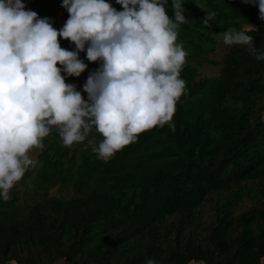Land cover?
I'll return each mask as SVG.
<instances>
[{"label": "trees", "instance_id": "16d2710c", "mask_svg": "<svg viewBox=\"0 0 264 264\" xmlns=\"http://www.w3.org/2000/svg\"><path fill=\"white\" fill-rule=\"evenodd\" d=\"M50 1L28 6L40 3L45 18ZM182 7L188 22L178 36L190 34L199 67L182 68L188 95L176 105L175 129L154 127L107 160L62 145L53 129L38 166L20 181L25 189L15 185L10 200L0 199V264H264V120L251 122L264 108V61L242 46H226L221 61L208 58L230 28L248 31L264 51V21L241 0ZM205 11L216 13L207 27ZM205 63L220 67L217 77L200 79ZM82 75L68 77L77 91ZM54 188L63 194L51 195ZM207 201L211 218L203 222Z\"/></svg>", "mask_w": 264, "mask_h": 264}, {"label": "clouds", "instance_id": "9594fccd", "mask_svg": "<svg viewBox=\"0 0 264 264\" xmlns=\"http://www.w3.org/2000/svg\"><path fill=\"white\" fill-rule=\"evenodd\" d=\"M168 2L116 0L123 9L117 11L106 0H63L68 19L57 30L22 0H0V199H11V190L35 166L31 150H42L53 129L66 147L95 130L102 139L93 150L101 160L154 127L175 129L176 105L188 95L180 75L188 52L177 42L188 19L183 0H171V17ZM241 2L258 7L264 21V0ZM205 12L207 27L216 13ZM221 35L225 46L246 47L264 61L248 31L230 28ZM58 38L75 50L62 48ZM85 51L89 62H99L83 85L87 100L65 82L87 69L79 58Z\"/></svg>", "mask_w": 264, "mask_h": 264}, {"label": "rangeland", "instance_id": "374dc122", "mask_svg": "<svg viewBox=\"0 0 264 264\" xmlns=\"http://www.w3.org/2000/svg\"><path fill=\"white\" fill-rule=\"evenodd\" d=\"M24 1H31V0H22V3H24ZM63 0H51L50 3L52 4L51 9L49 8V10H51L52 14L48 15L46 17H48L50 19V21L52 22V26L59 30L63 27V25L66 22V15L65 13L67 12L66 9H64L61 5H62ZM40 3H38L39 5ZM48 10V11H49ZM222 34V33H221ZM219 34L216 36V38L218 39L219 43H218V47H217V51L214 54H211L208 56V58L210 60H217V61H221L222 57L225 55V50H226V46L223 44V40H222V35ZM189 33H186L185 31H182L180 33V35L178 36V43H182L185 50L188 52V55L186 57V61L195 67H199L198 63L196 61H191L190 59V55H192L193 53L198 52L197 49L192 48L190 45H188V43H186V39L189 37ZM85 64H87V69L85 70V72L83 73L82 77L80 78V88L78 91L81 92L82 97L87 100V93L83 92V85L86 83L87 81V77L88 75L97 70L99 68V64L97 63H91L88 60L84 61ZM58 68L61 67V65H57ZM219 70L220 67L218 66H213L210 63H205L204 65H201L200 67V72L202 73L201 78L204 77H217L219 74ZM182 72V70H181ZM62 76H64L65 74L62 72L61 73ZM65 82L67 84H70L71 81L68 77L65 78ZM262 120H264V108L261 109L260 111H258V116H255L254 119H251L252 123H257V122H261ZM93 134H95V142L94 143H89V140H91L93 138ZM50 135V134H49ZM49 137V136H48ZM48 137L44 138L43 140V144L44 147L43 149L46 147L45 141L48 139ZM102 139V137L94 130L89 137L82 143H76L72 146H70L71 149H75L78 153L81 151H89V152H94V148L98 147V144L100 142V140ZM61 144H63L62 140L60 139ZM259 142L262 144V146H260L258 148V152H260L261 154L264 153V141L262 139L259 140ZM214 146H219V147H223V145H220L218 143V141H215ZM42 149V150H43ZM41 149H33L30 152V156L31 158L35 161V163H37L38 166V155L39 153L42 151ZM29 182V181H27ZM16 185L19 186V188L21 190L25 189V186L22 184V182H18ZM63 191H58L56 188L51 190V195H57V196H61V194H63ZM211 202L207 201V203L205 204L206 210L203 212V215L205 214V216H203L202 220L203 222L208 221L211 218V215L209 214V210L211 208ZM213 211V210H212ZM211 211V212H212ZM210 212V213H211ZM169 222H171V220H169ZM57 264H65L64 260H59L57 262ZM192 264H203V263H192Z\"/></svg>", "mask_w": 264, "mask_h": 264}, {"label": "crops", "instance_id": "0c3cea01", "mask_svg": "<svg viewBox=\"0 0 264 264\" xmlns=\"http://www.w3.org/2000/svg\"><path fill=\"white\" fill-rule=\"evenodd\" d=\"M32 2V0L31 1H24V4L26 5V7L28 8V9H31L32 11H34V12H36L37 14H38V12H39V5L37 6V7H34V8H31V7H29L28 5L30 4ZM39 16V15H38ZM58 65V64H57Z\"/></svg>", "mask_w": 264, "mask_h": 264}]
</instances>
